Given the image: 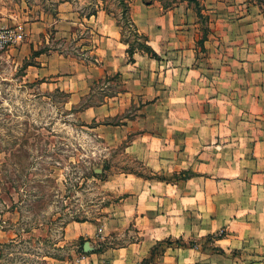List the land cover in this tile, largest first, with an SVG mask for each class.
Returning <instances> with one entry per match:
<instances>
[{
	"label": "rangeland",
	"instance_id": "obj_1",
	"mask_svg": "<svg viewBox=\"0 0 264 264\" xmlns=\"http://www.w3.org/2000/svg\"><path fill=\"white\" fill-rule=\"evenodd\" d=\"M53 1L0 0V9L7 10L0 17L24 20L53 10ZM104 1L118 18L123 38L137 47L144 33L132 24L130 0ZM155 2L174 15L177 35L203 69L200 79L205 96H210L205 125L219 132L220 141L206 143L202 156L194 155L195 148L189 153L197 171L152 172L127 153L128 140L106 141L92 130L95 123H86L79 115L82 101L70 104L69 93L25 78L29 61L9 59L4 55L9 48L0 52V264H84L91 250L124 246L127 252L131 242L163 236L162 226L172 225L168 218L161 220L162 226L156 223L155 231L133 221L115 233L81 235V222H100L111 211H121L115 203L127 195L124 188L130 194L135 185L128 182L127 173L168 181L192 176L203 186V191L194 182L177 187L178 192L185 191L180 215L187 233L162 240L141 264H264V233H259L264 227H247L245 216L254 212L250 200L245 204L243 180L230 187L223 177L220 189L207 183L212 174H227L226 167L214 170L211 163L217 145L237 148L250 130L253 141L262 136L264 0ZM102 95L98 90L93 100ZM220 150L222 160L227 154ZM117 183L122 185L117 188Z\"/></svg>",
	"mask_w": 264,
	"mask_h": 264
},
{
	"label": "crops",
	"instance_id": "obj_2",
	"mask_svg": "<svg viewBox=\"0 0 264 264\" xmlns=\"http://www.w3.org/2000/svg\"><path fill=\"white\" fill-rule=\"evenodd\" d=\"M53 3V10H42L24 20L16 15L0 17V26L23 24L26 30L25 40L10 47L4 55L13 61H29L25 78L40 79L42 86L69 93L70 104L82 101L84 108L79 115L86 123H95L92 130L99 131L106 141L128 140L127 153L152 172L197 171L196 166H191L189 153L195 148L194 155L202 156L206 143L220 141L219 132L205 125L208 117L205 107L210 96H205L200 79L203 69L187 42L177 35L176 19L170 10L164 11L155 0H130L133 22L147 35L148 44L158 55L152 57L135 51L131 57L130 44L123 38L119 20L104 0ZM6 11L5 7L0 9L2 13ZM97 88L103 90V95L94 101ZM259 131L262 136L254 141L252 130L245 132V141L237 148L217 145L211 163L214 170L226 167L227 174L207 178V183L219 189L223 177L228 178L230 187L243 180L245 204L250 200V210L254 212L246 215L245 221L249 220L247 227L256 228L264 227V129ZM220 149L227 154L222 160ZM234 169L237 172L233 174ZM126 175L130 177L128 182L135 185L130 194L124 188L127 195L115 203L121 211H111L100 222H81V235L98 231L115 233L133 221L139 228L150 231H155L156 223L161 225L162 219L168 218L172 225L168 222L161 225L164 231L161 237L131 242L127 252H123L124 246L100 252L91 250L85 255L89 262L84 264H141L156 243L187 233L181 228L185 221L180 215L185 191L178 192L177 187L194 182L203 191L201 181L191 180L192 176L168 181L133 173ZM121 185L117 183L116 187ZM149 220H154V224ZM145 223L149 225L144 227ZM146 242L149 244L143 248L141 244ZM114 255L120 258L109 259ZM163 257L166 253L159 259Z\"/></svg>",
	"mask_w": 264,
	"mask_h": 264
},
{
	"label": "built area",
	"instance_id": "obj_3",
	"mask_svg": "<svg viewBox=\"0 0 264 264\" xmlns=\"http://www.w3.org/2000/svg\"><path fill=\"white\" fill-rule=\"evenodd\" d=\"M25 37L26 30L23 24L0 26V52L22 43Z\"/></svg>",
	"mask_w": 264,
	"mask_h": 264
},
{
	"label": "trees",
	"instance_id": "obj_4",
	"mask_svg": "<svg viewBox=\"0 0 264 264\" xmlns=\"http://www.w3.org/2000/svg\"><path fill=\"white\" fill-rule=\"evenodd\" d=\"M126 6H128L126 4ZM129 7V6H128ZM126 7V8H128ZM129 10H130V7H129ZM132 24L135 28V30L137 32H139L138 30V27L136 26V24L133 22L132 20ZM142 37H143V42H140L139 45L137 47H134L133 43L129 40L126 39L127 42H129L130 46H129V49H128V52L130 54V56L132 57L134 52L135 51H142V52H145L147 53L148 55L152 56V57H158L157 53L152 49V47L148 44V37L147 35L145 34H142ZM162 244V241L161 242H158L153 248H152V252L154 253V251L156 250L157 246L161 245ZM152 253V254H153ZM144 261V260H143ZM142 261V262H143Z\"/></svg>",
	"mask_w": 264,
	"mask_h": 264
},
{
	"label": "water",
	"instance_id": "obj_5",
	"mask_svg": "<svg viewBox=\"0 0 264 264\" xmlns=\"http://www.w3.org/2000/svg\"><path fill=\"white\" fill-rule=\"evenodd\" d=\"M84 249H85L86 251L89 250V242H86V243H85Z\"/></svg>",
	"mask_w": 264,
	"mask_h": 264
}]
</instances>
